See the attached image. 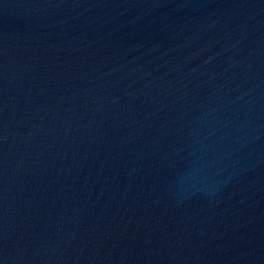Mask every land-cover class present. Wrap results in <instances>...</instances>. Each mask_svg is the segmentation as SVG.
<instances>
[{
  "label": "water",
  "instance_id": "water-1",
  "mask_svg": "<svg viewBox=\"0 0 264 264\" xmlns=\"http://www.w3.org/2000/svg\"><path fill=\"white\" fill-rule=\"evenodd\" d=\"M0 264H264V0H0Z\"/></svg>",
  "mask_w": 264,
  "mask_h": 264
}]
</instances>
